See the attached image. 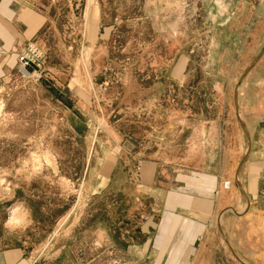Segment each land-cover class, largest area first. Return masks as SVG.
Masks as SVG:
<instances>
[{"label":"rangeland","instance_id":"obj_1","mask_svg":"<svg viewBox=\"0 0 264 264\" xmlns=\"http://www.w3.org/2000/svg\"><path fill=\"white\" fill-rule=\"evenodd\" d=\"M17 1L46 17L29 41L44 59L39 79H24L16 64L0 79V220L16 202L33 205L34 191L46 188L41 178L64 189L71 215L57 237L32 249L31 264H79L77 249L69 245L63 259L58 245L69 224L109 218L111 186L90 195L104 161L114 158L119 183H126L143 160L191 169L214 151L222 159L239 156L235 137L220 150L222 127L232 115L241 118L232 96L257 57L240 54L239 40L210 34L228 0ZM138 213L132 226L143 220ZM52 226L45 219L38 227L46 236ZM211 235L213 246L188 264H249L223 247L220 234ZM153 255L143 263L120 257L118 264H155Z\"/></svg>","mask_w":264,"mask_h":264},{"label":"crops","instance_id":"obj_2","mask_svg":"<svg viewBox=\"0 0 264 264\" xmlns=\"http://www.w3.org/2000/svg\"><path fill=\"white\" fill-rule=\"evenodd\" d=\"M238 1L236 11L231 4L237 1L228 0V9L220 17L214 15L215 24L209 32L217 41L239 40L240 54L257 57L241 90L232 96L241 118L237 121V116H228L222 127L220 150L235 137L239 156L222 159L214 151L213 159L211 155L192 159L191 164L196 163L191 169L165 159L143 160L126 183L124 177L119 183L121 170L115 159L108 165L104 161L90 195H99L111 186L115 200L109 218H95L91 224L84 219L72 228L69 224L66 239L58 245L60 257L65 259L70 245L77 249L73 255L79 264H118L120 257L128 263H143L151 253L155 264H188L201 257L200 250L213 246L214 232L238 261L264 264V0ZM45 24L46 17L17 0H0V79L16 64L17 49L35 39ZM246 41H251L252 48L244 47ZM236 121L246 135L244 149ZM41 180L46 188L34 191L30 197L33 205L23 200L3 213L0 264H31L32 249L46 237L50 241L57 237L71 216L64 189ZM224 181L230 182L228 189L223 188ZM136 202L141 206L136 207ZM17 209L24 221L11 229L7 223ZM135 211L143 220L132 226ZM45 219L53 223V231L46 236L38 227ZM55 230L56 236L51 237Z\"/></svg>","mask_w":264,"mask_h":264},{"label":"built area","instance_id":"obj_3","mask_svg":"<svg viewBox=\"0 0 264 264\" xmlns=\"http://www.w3.org/2000/svg\"><path fill=\"white\" fill-rule=\"evenodd\" d=\"M44 52L39 49L35 44L28 42L19 51L16 62L17 71L24 79H32L36 77L39 79L41 74L39 69L43 63ZM139 171L137 167L136 172ZM224 184V185H223ZM222 184L223 188H229L230 182L224 181Z\"/></svg>","mask_w":264,"mask_h":264},{"label":"bare ground","instance_id":"obj_4","mask_svg":"<svg viewBox=\"0 0 264 264\" xmlns=\"http://www.w3.org/2000/svg\"><path fill=\"white\" fill-rule=\"evenodd\" d=\"M90 2L92 1V0H89ZM92 3V2H91ZM88 11V10H87ZM47 155V154H46ZM46 155H45V157H44V160L48 163H51V159L49 160V157H46ZM46 163V164H47ZM55 166V165H54ZM24 218H23V216H22V214H21V212L19 211V210H17V211H13V213L11 214V216H10V219H9V221H8V223H7V226L8 227H10L11 229H13L15 226H17V224H20V223H22V220H23ZM24 221V220H23Z\"/></svg>","mask_w":264,"mask_h":264},{"label":"water","instance_id":"obj_5","mask_svg":"<svg viewBox=\"0 0 264 264\" xmlns=\"http://www.w3.org/2000/svg\"><path fill=\"white\" fill-rule=\"evenodd\" d=\"M239 86H240V85H239ZM239 86H238V87H239ZM235 105L237 106V102H236V104H235Z\"/></svg>","mask_w":264,"mask_h":264}]
</instances>
